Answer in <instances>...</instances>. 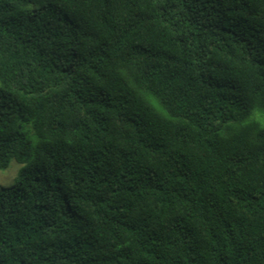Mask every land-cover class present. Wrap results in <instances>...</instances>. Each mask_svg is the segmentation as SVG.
I'll list each match as a JSON object with an SVG mask.
<instances>
[{
  "label": "trees",
  "instance_id": "16d2710c",
  "mask_svg": "<svg viewBox=\"0 0 264 264\" xmlns=\"http://www.w3.org/2000/svg\"><path fill=\"white\" fill-rule=\"evenodd\" d=\"M11 158L0 264H264V0H0Z\"/></svg>",
  "mask_w": 264,
  "mask_h": 264
},
{
  "label": "rangeland",
  "instance_id": "374dc122",
  "mask_svg": "<svg viewBox=\"0 0 264 264\" xmlns=\"http://www.w3.org/2000/svg\"><path fill=\"white\" fill-rule=\"evenodd\" d=\"M20 123L22 124L21 131L31 140L32 143L36 144L39 139L34 130L23 122L20 121ZM19 169L20 165L15 158H11L8 168L0 170V189L12 187L18 182Z\"/></svg>",
  "mask_w": 264,
  "mask_h": 264
}]
</instances>
